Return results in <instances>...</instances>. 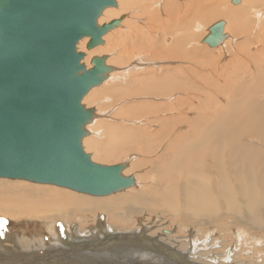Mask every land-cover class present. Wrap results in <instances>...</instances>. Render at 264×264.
<instances>
[{
  "label": "bare ground",
  "instance_id": "6f19581e",
  "mask_svg": "<svg viewBox=\"0 0 264 264\" xmlns=\"http://www.w3.org/2000/svg\"><path fill=\"white\" fill-rule=\"evenodd\" d=\"M120 1L122 3L119 6L117 5L116 8L105 10L103 17L99 20L100 25L108 24L109 21L111 22L112 18H115V14H117L116 17L118 16V12L122 13L123 11L126 13L129 8V2L138 5L136 7L138 9L137 22H139L140 18L144 19L145 25L141 26L143 23L141 25H132V21L131 26L127 28L124 26V23L128 21V18L123 21L120 28L122 30L127 29V36L125 40L120 41L118 46L116 45L115 49H113V51L115 50V54H117V59H111L110 55L114 54L107 53L110 42H106L104 39L107 40V36L110 33L103 38V44L98 45L91 51L86 49L89 38L83 39L78 44V51L86 53L83 62L88 69L91 68L90 62L94 56L99 55L98 57H101L100 55L106 52L108 56L107 65L116 70L109 74L105 86L114 88L115 83L119 84V77L124 81L132 73V79L133 81L135 80V86L137 87L135 91H132L133 93L131 92V96L138 97L139 102L129 107L130 111L126 112V116L131 120H136L135 122L138 121L136 125H139V127L137 126V130L135 131L127 129L126 131L124 130L125 133L109 134V142L105 146L102 145L103 147L101 146L102 149H100L96 144L99 142H96L99 138V133L96 130L101 125V121L97 115L96 119L87 127V130H90V134L84 139L83 145L97 146L98 151L100 149L102 153V156L98 153L97 157L110 159L115 154V150L124 148L129 151L128 153L133 151L127 147L135 142V138L133 137L135 135L134 132L147 133L156 141L164 138V141H158L160 143H158L159 146L157 145L159 151L155 155L156 157L153 155L148 156L147 162L142 163L133 161L137 157H129L127 160L129 165L132 162V167L136 169H139L141 166L150 168L148 174L142 177L146 184L140 187V184L137 182L136 189H139V191H132L123 196L108 198L71 195L47 187H32L30 190L34 194H51L52 196L65 194L67 198L56 202V214L61 215L64 213L65 215H69L61 220L67 219L68 221L72 213L76 211L97 214L105 213L108 217V223L124 226L133 217L142 216L146 211L149 212L150 217L157 212H162L165 215H173L180 221L193 220L196 224L205 225L207 228L212 224L218 226L221 235L225 233L222 235L224 238L229 235L228 232L230 230L236 229L239 224L244 229L250 228L254 231H262L264 234V99L262 98V94H264V76L259 75L257 79L254 78V74L261 72L264 68V61L262 62L261 60L264 58V54H262L264 53V47H261L263 49L255 55L247 51L246 53L243 51L241 53L238 52L236 54L239 59L238 66L231 65L230 68L233 73L225 72L223 74L225 78L213 81L212 87H206L202 84V78L197 71L206 62L208 63L206 58L212 57L215 54L214 52L221 54L223 51L221 58L228 60L229 49L224 43L227 37L220 42L219 46L221 48L208 49L201 44L210 35V29L219 22L207 29L208 34L206 36L203 35L201 39V33L193 34L191 32L189 34V29L192 25H200L201 22H212L225 15L230 17L229 20L231 19L232 25L230 26V30L235 29L234 23L240 19L237 11L239 9L225 11V4L228 0H145L142 5H140L142 1ZM155 1H158L157 4L161 1L159 7H154ZM262 1L264 0H241L240 6L246 4L247 7L244 9L247 8L248 12L253 13L257 11L255 15L258 18L257 20L260 21L261 19L264 20V11H260L256 6ZM237 4H234V6ZM128 15L130 13H127L125 17ZM106 20H108V23H104ZM170 26H172L171 29ZM262 30L261 33H263ZM176 31L181 32L180 38H178ZM160 34L164 44L171 42V45H165L164 51L170 50L172 57L183 59L180 63L184 64L179 65L181 70V76H178L179 80L172 74L173 71L170 69V66L161 65V67H158L157 63L160 61L152 62L158 54L157 43L159 39L156 36H160ZM223 34L226 36L225 26ZM257 38L259 39L260 37ZM247 40L251 43L254 42V38H248ZM186 42H194L191 44L193 45L192 49H186V53L195 59L193 61L188 60L189 57L185 54V47L181 46L182 43ZM123 56H126V58L122 59ZM255 58L259 60V63H254ZM210 65L213 66L214 64ZM162 68L166 70L163 77L158 75L161 73ZM251 69L253 72H251ZM125 70L129 73L125 72ZM241 76L242 81L238 79ZM259 78L261 85L259 88H256ZM184 79L192 81L193 84L187 87L183 83ZM248 79L251 82L246 86ZM227 80H231L228 82L234 84L235 88L240 87V90L242 87L245 88L237 98L234 97V94H228L221 87L220 89L216 87L218 84L220 86L221 81L227 82ZM125 82L127 81L125 80ZM97 89H93L88 95L90 100L97 101V93L99 91L96 95H91ZM215 89H219V92ZM116 93L118 95L121 94H119V90ZM220 93L224 96H219ZM213 95L216 98H213ZM127 96L129 97L130 95L127 94ZM208 97H212V99L209 98V104L207 105L204 102ZM240 97L241 100L237 101ZM89 99L85 97L83 103L85 104V102L90 101ZM243 99H246L244 103L242 102ZM189 101L191 103L190 111H196L198 114H201L200 117L193 119V121H189L190 118L183 113V109L188 107ZM184 121H189L185 127H189L191 131L189 133L183 131L177 132V135L174 137L175 141L167 146L171 142L170 140H172L171 136L174 131L179 128L183 129ZM147 122L154 124V126L158 124L157 129L153 130L146 124ZM142 137L140 139L138 137V139L144 141ZM168 137L171 138L166 139ZM154 139L153 141H155ZM166 143L167 147L165 146ZM255 143L260 144L262 148L255 146ZM154 149L144 143L138 145V151L141 152L152 154L155 153ZM160 153L161 155H158ZM158 156L159 158L156 159ZM183 156L187 158V162L179 176L178 171L182 166ZM151 179H155V181L148 184V181ZM178 181L179 184L173 190L174 184L178 183ZM2 186L14 185L5 183ZM14 187L24 188V186ZM163 191H173L175 205L169 202L160 203ZM3 208L9 213L31 214L35 212L54 214V211L46 203L37 204L34 210L9 204L4 205ZM77 219L80 218L77 217ZM147 229V227L142 226L141 231L137 233H121L120 235L124 238H130L136 234L141 237L145 234L143 231ZM112 232L114 233V231ZM54 237L56 239L57 236L54 235ZM10 238L12 236H7V242H10ZM89 239L91 242L93 238ZM149 241L150 245L155 242L163 250L169 251L168 253L172 260L168 258L170 256L165 255L166 257H164L170 259V262H176L173 257H178L190 264L193 263L190 258L195 255H189L186 251L176 250L177 242L171 243L161 238L149 239ZM127 243L124 242L121 245L122 247H120L121 259L125 258L130 245L136 244L137 241L130 240ZM256 249L258 250V248ZM49 251L52 252L51 250ZM0 256L5 259H12L14 257L19 260L31 259L30 264H50L55 259V254L53 253L41 252L40 254L39 252H35V243L24 239L16 244V246L12 245V242L8 246L3 241H0ZM222 260L224 259L219 257L210 261H213L215 264H221ZM164 264L172 263L165 262Z\"/></svg>",
  "mask_w": 264,
  "mask_h": 264
},
{
  "label": "rangeland",
  "instance_id": "374dc122",
  "mask_svg": "<svg viewBox=\"0 0 264 264\" xmlns=\"http://www.w3.org/2000/svg\"><path fill=\"white\" fill-rule=\"evenodd\" d=\"M139 1H142L140 4L142 5L145 0H133V2H139ZM157 2L158 1L154 2V7L160 6L161 1H159L158 4ZM116 3L119 6L122 2L120 0H116ZM128 4H129V8L126 13L123 11L122 13L118 12V16L116 17L117 14H115V18H112V20L111 19L110 20L113 21L116 19H120L122 16H125L127 13H130V15L125 17V19L128 18V21L124 23V26L129 28L131 26L132 21H133L132 25L133 24L141 25L143 23L141 26H144L145 25L144 19L138 18L139 22H137L138 9L136 7H138V5L131 2H129ZM225 7H226L225 11H233L236 8L239 9L237 11L239 13L240 19H238L234 23L235 29L230 30L231 28L230 26L232 25V22L230 21L231 19L229 20L230 17H228L227 15H225L224 17H220L219 19L213 20L212 22L211 21L204 23L201 22L200 25L198 24L192 25L191 28L189 29V34L191 32L193 34L201 33L200 36L201 39L203 35L206 36L208 34L207 29L211 28L214 24L218 22L225 23L227 38L224 41V43L225 46L229 49V58L228 60H223V58H221V54L223 53V51L221 54L220 53L216 54V52H214L215 54H213L212 57L206 58L209 64L206 62L197 71L202 78V84L205 85L206 87H212L213 81H217V80L219 81L225 78L223 77V74L225 72H231V74L233 73L232 69L230 68L231 65L238 66L237 63H239L238 61L239 59L236 55L238 52L241 53L243 51L246 53L247 51L248 53L255 55L256 53L260 52L263 49L261 47H264V36H263L264 20L261 19L260 20L261 22L257 20L258 18L255 15L257 11L253 13L250 11L248 12L247 8H246L247 10L244 9L245 7H247L246 4L240 6L239 3L234 6L233 0H228L225 4ZM256 7L257 9H260V11H264V1L260 2ZM107 21L108 20H106L104 23H108ZM259 22L263 24H260ZM173 26H175V24H173ZM171 28L172 26H170V29ZM117 29L119 30H114L110 32V34L107 36V40L104 39V41L110 42L107 53L114 54V55H110L111 59H117L116 58L117 54H115V50L113 51V49H115L116 45L118 46L120 41L125 40L127 36V29L122 30V28L120 27ZM261 30L263 33H261ZM180 33L181 32L176 31L178 38H180L182 35ZM257 37L260 38L258 39ZM156 38L159 39L157 43L158 54L157 57L152 62L160 61L159 63H157V65H159L158 67H161V65L170 66V69L173 71L172 74L175 76L177 80H179L180 78L178 76H181L180 74L181 70L179 65L184 64V63H180L183 61V59L172 57L170 55L171 52L170 50L164 51L165 45L166 44L171 45V42L164 44L161 39V34L160 36H156ZM248 38L251 39L254 38L253 41L255 43L254 42L251 43L249 40H247ZM115 42L117 43L113 44ZM192 43L194 42H186L181 44V46L185 47V54L188 55L189 57L188 60L190 61H193L195 59L192 56H190L188 53H186V49H192L193 47V45H191ZM201 45L207 47L208 49L221 48L219 45L216 47H210L206 43H203ZM225 46L223 45V47ZM105 55L107 56L106 52L105 53L103 52L100 56H105ZM125 58L126 56L122 57V59ZM163 60H168V61H163ZM261 60L263 62L264 58H262ZM257 62L259 63V60L255 58L254 63ZM210 64H214V65L211 66ZM125 72L129 73L126 70ZM251 72H253L252 69ZM165 73L166 70H163L162 68L161 73H159L158 75L163 77V74ZM259 75L264 76V68L261 70V72L254 74V78L257 79ZM132 78L133 76L131 73L124 79V81L119 77V81L117 80L119 84L115 83L114 88L105 86V83L100 87H98V89L95 88L97 90L91 95H96V93L99 91L97 93L98 96L97 101L89 99L88 95L93 90L86 96V99L88 98L90 101H87L85 102V104L84 103L83 104L86 107L88 105L87 108H96V113L101 121L100 128L96 130V132L99 133V138L98 140H96V142L97 141L99 142L97 143L95 142L100 149H102L103 147L102 145L105 146L109 142L110 140L109 134H115V133L117 134L118 132H120V134L125 133L127 129H131V131L133 130L135 131L137 130V126L139 127V125H136L138 121L135 122L136 120H131L128 116H126L127 115L126 112L128 113V111H130L129 107H132L139 102L138 97L136 98L131 96V94L133 93L132 91L133 90L135 91L137 87L135 86L136 85L135 80L133 81ZM238 79L242 81V76L239 77ZM125 80L127 82H125ZM228 81L231 80H227V82L221 81L220 86L219 84L217 86L216 84L214 85L219 89L221 87L223 90H226L228 94H234V97L237 98L238 95H240L245 88L242 87L241 90L240 87L235 88L234 84L229 83ZM130 82H132L133 84L132 83L130 84ZM249 82H251V80L248 79L246 82V86ZM183 83L187 87L193 84V82L188 79H184ZM260 85H261V80L259 78L256 88H259ZM102 87L104 88L102 89ZM219 89H215V90L219 92ZM118 90H119V94L121 93L120 95H118V93L115 94V92H117ZM100 94H102V96L99 97ZM127 94L130 96L128 97ZM222 95L223 94L220 93L219 96ZM262 95H263L262 98L264 99V94ZM209 98L212 99V97H208L207 100H205L204 102L207 105L209 104ZM213 98L216 97L214 96ZM240 100L241 97L237 101ZM245 101L246 99H243L242 102L244 103ZM190 107H191V103L189 101L188 107L183 109V113L190 118L189 121H193V119L200 117L201 114H198V112L196 111H190L189 109ZM187 122L186 121L183 122V129L179 128L178 130L174 131V133L171 136L172 138L171 137L166 138V139L171 138L172 140H170L171 142L168 145L167 142L165 146L166 145L169 146L175 141L174 137L177 135V132L183 131L189 133L191 131L189 127H185ZM146 124L149 125L153 130H156L158 126V124L154 126V124H151L149 122H147ZM88 131L90 132V130ZM134 134H135L133 135V137L135 138L134 144L127 147L133 151L128 153L129 151H127V149L124 148L115 150L114 151L115 154H113V156L110 159L97 157L98 153L101 156L102 153L100 152V149L98 151V147L95 145L85 146L84 144L83 147L85 149V152L91 155L94 162L107 166L110 165L113 166L122 163L124 161H127L129 157H134V158L137 157L133 161L141 162V163L147 162V160L149 159L148 156L153 155L154 157H156L155 155H157L159 151L158 143L164 141L165 139L160 138V140L158 139L156 141L154 138H152L151 135L149 136V134L147 133L134 132ZM142 135H144V137H142ZM138 137L139 139L140 137L144 138L143 139L144 141H140ZM153 139L157 142V144H155L156 142L153 141ZM136 140L139 141L140 143H144L145 145L151 146L152 149L155 148L154 149L155 153L151 154V153L138 151V145L140 143L137 142ZM151 143L154 145H152ZM255 146L262 148L260 144L255 143ZM158 155H161V153ZM158 158L159 156L156 159ZM186 160L187 158L183 156L182 166L179 168L178 171L179 176L184 169V166L187 162ZM149 171L150 168L146 166L145 167L141 166L139 169H136L132 167V162H131L129 165V169L125 171V175H134L137 182L140 184V187H142L146 184V182L142 179V177H145ZM154 181L155 179H151L148 181V184H151ZM5 183L7 184L11 183L14 186H24V188L14 187V186H2V184ZM178 184L179 181L178 183L174 184L173 190L176 189ZM32 187H47L49 189L60 190L63 193H69L71 195H82V196H87V195L50 185H39L27 181L0 179V222H2L0 223V241H3L5 245L8 246L12 242V245L16 246V244H18L23 239L30 240L35 243V252H39L40 254L41 252L55 254V259L50 264H164L165 262H169L172 264H190L187 261L182 260L178 257H173V259L176 262H170L169 260L171 259V256L168 253L169 251L165 249L163 250L162 247H159L155 242H153L152 245L149 244L150 242L149 239H158V238H161L165 241H169L171 243L177 242L176 250L186 251L187 253H189V255H195L194 257L190 258L191 261L193 262L192 264H215L213 263V261L210 260L219 257L224 259L221 261V264H264L263 232L254 231L250 228L244 229L241 224L237 225L236 229L230 230L228 232L229 235L226 238H224L222 235H224L225 233L221 235L218 226H214L212 224L210 225V227L207 228L205 225L202 226L196 224L193 220L180 221L177 218H175L173 215H169V214L165 215L162 212L161 213L157 212L156 214H153L150 217L149 212L146 211L145 213H143L142 216L133 217V219L129 221L127 225L124 226L108 223V217L106 216L107 214L105 213L97 214L91 212L83 213L80 211H76L72 213L68 221L67 219L61 220L62 218L68 217L69 215H65L64 213L61 215L56 214L57 211L56 202L64 198H67V196L65 194H59L56 196H52L51 194H34L30 190V188ZM132 191L133 192L139 191V189L133 187L127 191L115 195H111L108 197L123 196ZM108 197H92V198H108ZM165 202H169L170 204L175 205V197L173 196V191L162 192L160 203L162 204ZM41 203L48 204L49 207L54 211V214L51 213L42 214L35 212L31 214L19 213V212L9 213L5 211V209L3 208L4 205L9 204V205H18L25 209L34 210L37 204H41ZM71 208H75V207H71ZM103 214L104 216H102ZM77 217H79L80 219H77ZM142 226H145L148 229L146 231H143L145 234L141 237L137 236L136 234L130 238H124L120 235L121 233L123 234H129L133 232L137 233L141 231ZM69 230L71 233L68 232ZM112 231H114V233ZM67 232L70 234H68ZM9 235L10 237L12 236V238H10V242H7V236ZM54 235L57 236L56 239H54L55 238ZM89 238L91 239L93 238L91 242ZM50 239H52L53 241ZM130 240H136L137 243L131 244L129 251L125 254V258L121 259L120 247H122L121 245L124 244V242L128 244L127 242ZM254 243L255 245L258 246H255ZM256 248H258V250L260 249L259 251L261 253ZM261 248L263 251L261 250ZM49 250H51L52 252H50ZM92 254L96 257H94ZM165 255L170 256L168 257L170 259L165 258L166 257ZM30 263H31V259L19 260L16 257L12 259H5V258H1L0 256V264H30Z\"/></svg>",
  "mask_w": 264,
  "mask_h": 264
},
{
  "label": "water",
  "instance_id": "95a60500",
  "mask_svg": "<svg viewBox=\"0 0 264 264\" xmlns=\"http://www.w3.org/2000/svg\"><path fill=\"white\" fill-rule=\"evenodd\" d=\"M241 0H233L234 4ZM116 0H0V179L21 180L108 197L136 187L125 175L129 163L107 166L93 161L83 141L96 119L83 101L116 70L108 56L88 51L121 27L125 16L99 24ZM224 22L203 43L225 39Z\"/></svg>",
  "mask_w": 264,
  "mask_h": 264
},
{
  "label": "snow or ice",
  "instance_id": "6c2138e0",
  "mask_svg": "<svg viewBox=\"0 0 264 264\" xmlns=\"http://www.w3.org/2000/svg\"><path fill=\"white\" fill-rule=\"evenodd\" d=\"M0 223H2V222H0Z\"/></svg>",
  "mask_w": 264,
  "mask_h": 264
}]
</instances>
